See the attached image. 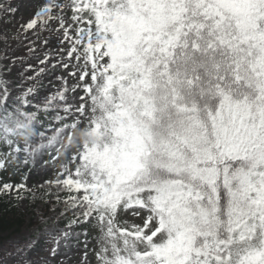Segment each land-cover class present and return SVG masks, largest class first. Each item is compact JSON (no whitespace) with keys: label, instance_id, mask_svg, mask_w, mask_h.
Returning <instances> with one entry per match:
<instances>
[{"label":"snow or ice","instance_id":"1","mask_svg":"<svg viewBox=\"0 0 264 264\" xmlns=\"http://www.w3.org/2000/svg\"><path fill=\"white\" fill-rule=\"evenodd\" d=\"M30 8L76 84L41 95L48 53L24 86L0 64V171L48 154L61 205L0 182V264H89L90 238L97 264H264V0H0L6 24Z\"/></svg>","mask_w":264,"mask_h":264},{"label":"rangeland","instance_id":"2","mask_svg":"<svg viewBox=\"0 0 264 264\" xmlns=\"http://www.w3.org/2000/svg\"><path fill=\"white\" fill-rule=\"evenodd\" d=\"M33 9L24 10L17 13L14 18L11 19V23H4L5 19H8V14L0 13V64L7 63L8 61L4 58L7 57L9 59L14 57H23L24 61L21 64V61H15V68L10 77L11 80L16 81L21 86H24L22 82H24L25 76L34 75L33 71L27 69V65L31 64L35 69H39L41 67H45L39 63L40 59H43L45 53L51 57V62L47 65L45 73L41 74L40 80L44 85V88L41 90V95L46 94L49 91L54 92L57 88L61 86V81L57 79V77L63 76L67 79L69 87L76 84L75 78L68 75V72L73 70L69 68L67 70L61 68L59 65L53 69L52 65L57 64V60H59L64 53H59V45L57 44V36L56 34H50L49 32H42L37 35H34L32 32L23 33L22 30L18 28V25L23 22V20H27L30 18L31 11ZM23 17V20H21ZM7 37L5 39L4 37ZM47 39L49 43L45 45L43 41ZM66 47V45H65ZM32 48L34 51L30 52L29 49ZM73 64L75 61L72 62ZM21 70H23V75H21ZM15 90V88H14ZM43 161H48L47 164H44ZM59 167L55 161L50 160L48 154L43 156V160L37 164V166L29 171L23 164L19 165V171H17L16 166L13 165L11 168L18 172L19 180H10L8 183H20L22 176H28V185L33 188L36 197L38 198V203L36 206L41 209L46 216L54 217L61 210V205L57 203L56 196L53 195L55 193V189H51L48 193H45L43 190L37 189L35 186L43 183L46 179H51L54 177L57 168ZM2 172V171H0ZM63 192L59 193V196ZM48 195L50 197H48ZM50 203L48 205H44L41 199L47 198ZM55 209V211H53ZM65 218H61L60 227H63V221ZM138 222V221H137ZM79 232L80 229H77ZM8 233V232H7ZM93 236L97 235L95 232L92 233ZM95 246L94 240L89 239V264H97L95 255L91 251V248ZM83 246L77 248L73 246L72 250L68 252L66 257H61L62 260L66 261V264H80L81 258L83 256Z\"/></svg>","mask_w":264,"mask_h":264},{"label":"trees","instance_id":"3","mask_svg":"<svg viewBox=\"0 0 264 264\" xmlns=\"http://www.w3.org/2000/svg\"><path fill=\"white\" fill-rule=\"evenodd\" d=\"M48 135H51V132L47 133ZM19 174L18 172L14 171L11 167L7 172H0V182H10V180H19ZM65 196V193L61 195L63 198ZM48 197H50L48 195ZM47 198L41 199L44 203V205H48V203H45V201H48ZM11 203L8 198H0V233H7L12 230V227L15 226L19 222V216L15 209L11 208ZM38 203V199L36 201V204Z\"/></svg>","mask_w":264,"mask_h":264}]
</instances>
